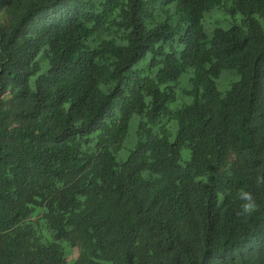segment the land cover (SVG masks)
Here are the masks:
<instances>
[{"label": "trees", "instance_id": "trees-1", "mask_svg": "<svg viewBox=\"0 0 264 264\" xmlns=\"http://www.w3.org/2000/svg\"><path fill=\"white\" fill-rule=\"evenodd\" d=\"M0 264H264V0H0Z\"/></svg>", "mask_w": 264, "mask_h": 264}, {"label": "rangeland", "instance_id": "rangeland-1", "mask_svg": "<svg viewBox=\"0 0 264 264\" xmlns=\"http://www.w3.org/2000/svg\"><path fill=\"white\" fill-rule=\"evenodd\" d=\"M214 14H216V13H215V12L212 13V17H213ZM208 19H210V15L208 16ZM214 20L219 22V19H218V18H217V19H214ZM221 25H222L224 28H230V23H229V22L221 21ZM210 29H211V28H210ZM210 33L212 34V31H210ZM237 78H238V76H235V77L232 78V79H226V80H222V81H220V82H219V84H220V89L223 90V91L227 90L228 87H229V85H230V83H231V81L234 80V79H237ZM137 121H138V119H137V117H136V118L133 120L132 125H131V133H133V134L136 132Z\"/></svg>", "mask_w": 264, "mask_h": 264}, {"label": "clouds", "instance_id": "clouds-1", "mask_svg": "<svg viewBox=\"0 0 264 264\" xmlns=\"http://www.w3.org/2000/svg\"><path fill=\"white\" fill-rule=\"evenodd\" d=\"M243 198H244V199H249L248 194H247V193H244V194H243ZM242 207H243V209H244L245 211H248V210L251 208V205L245 203Z\"/></svg>", "mask_w": 264, "mask_h": 264}]
</instances>
